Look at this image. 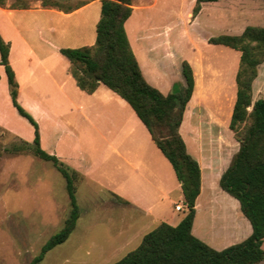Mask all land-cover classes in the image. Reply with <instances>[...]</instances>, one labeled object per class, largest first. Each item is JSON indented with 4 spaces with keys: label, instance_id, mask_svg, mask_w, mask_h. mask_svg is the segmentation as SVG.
Segmentation results:
<instances>
[{
    "label": "rangeland",
    "instance_id": "obj_1",
    "mask_svg": "<svg viewBox=\"0 0 264 264\" xmlns=\"http://www.w3.org/2000/svg\"><path fill=\"white\" fill-rule=\"evenodd\" d=\"M88 1L5 0V4L19 8L42 5L70 11ZM146 1L148 0H133V4L141 6ZM149 1L153 3L154 0ZM189 3L193 4V1L160 0L151 11H135L128 27H139L140 16L149 15L161 24L162 29L172 27L166 32L163 29L162 34L169 36L173 42L172 49L176 59L169 65L174 73L173 79L175 73H180V60L189 61L192 54L201 52L206 65L211 66L208 70L210 78L203 93L208 102V110L213 116L229 119L234 95L233 82L235 96L237 92L236 73H233L234 60L237 58L239 68L241 53L225 46L209 44L208 38L240 35L247 26L264 27V0H221L205 3L198 22L191 25L180 23L179 29L182 31L179 32V29L175 28V21L188 19ZM94 10H97L98 14L101 13L99 3L93 6L92 11ZM12 18L18 29L26 36L28 31H25V25L28 21L38 23L44 20L55 24L57 28L62 26L64 28V25L70 28L84 16L64 19L32 9L29 12L15 14ZM2 24L0 28L3 39L7 42L12 37L15 53L19 49L22 50V42L13 32L7 33ZM42 33L46 41L39 40L40 34L37 33L35 40H31L30 44L36 50L48 52L49 55H56V48L91 46L96 41V29L93 31L87 29L83 37L72 34L66 39L62 36L59 38V33L53 35L47 30ZM31 34L34 35L33 32ZM189 36L195 39L196 46L192 47L193 51L187 39ZM61 57L69 64L67 58ZM38 85L41 87L36 91L39 105L29 104L27 99L22 106L34 117L39 126L43 150L56 155L65 168L79 171V174L85 172V167L91 169L89 179L81 175L74 178L81 210L75 231L65 243L52 249L40 264H114L135 250L143 237L153 231L159 223L137 208L126 207L122 199L112 197L111 191L114 187L109 185L106 172L113 171L114 166L109 169L107 163V137L100 136L89 123L81 121V117L76 114V108L81 107L90 96L79 89L77 91L82 96L68 90L69 99H66L65 91L58 85H45L47 87L40 83ZM102 87L107 89L105 86ZM180 88V83L176 82L174 91L177 92ZM258 99H264V63L259 67L258 77L253 83V102ZM127 107L139 129H145L132 108ZM0 114L7 119L13 131L11 133L0 127V264H30L33 258L40 254L43 245L63 228L69 216L71 205L67 182L52 162L40 159L29 149L27 143L33 142L35 129L26 118L19 115L11 100L7 102L4 97H0ZM221 128L225 135L232 133L228 125ZM155 151L175 177L170 163L158 148L155 147ZM209 187L216 193L215 198L218 193H224L219 181ZM204 190L200 200L202 205L200 224L204 218L206 219L208 210L207 181H204ZM220 203V200L215 202L214 210L209 209L210 215L207 216L208 226L215 224L218 245L225 244L223 237L235 234L230 229H240L235 228L231 214L224 210V207H220ZM184 209L187 212V208ZM172 210L175 211L173 205ZM176 215L182 217L184 214L176 212ZM235 236L240 238L243 233ZM262 247L264 249V243ZM259 264H264V260Z\"/></svg>",
    "mask_w": 264,
    "mask_h": 264
},
{
    "label": "trees",
    "instance_id": "obj_2",
    "mask_svg": "<svg viewBox=\"0 0 264 264\" xmlns=\"http://www.w3.org/2000/svg\"><path fill=\"white\" fill-rule=\"evenodd\" d=\"M100 1L101 16L96 27L95 44L62 48L60 53L69 60L70 72L82 91L93 94L103 84L131 106L172 165L181 183L187 208L185 217L177 226L161 223L143 237L135 250L114 264L261 263L264 260V99L253 102V83L264 63V27L247 26L240 35L208 38L209 44L222 45L241 53L236 76L237 96L230 121V129L240 143V149L222 174L219 186L239 201L241 212L252 226V234L243 242L218 251L193 234L202 174L200 164L189 154L180 133L194 92L193 68L189 62L183 61L184 85L177 92L162 94L146 80L126 32L125 24L134 10L133 0ZM218 1L221 0H196L193 16L200 13L203 3ZM5 3V0H0V6L5 7ZM10 49V43L0 33V65L6 71L12 104L35 129L34 140L27 146L40 159L52 162L64 176L71 205L63 228L30 262L40 264L52 249L65 243L77 227L81 210L74 178L83 175L65 168L56 155L43 150L38 124L19 102V84L10 64Z\"/></svg>",
    "mask_w": 264,
    "mask_h": 264
},
{
    "label": "crops",
    "instance_id": "obj_3",
    "mask_svg": "<svg viewBox=\"0 0 264 264\" xmlns=\"http://www.w3.org/2000/svg\"><path fill=\"white\" fill-rule=\"evenodd\" d=\"M159 1L154 0L153 3H150L148 0L141 6H134L133 14L135 11H151L157 6ZM192 1L193 4L189 3L188 6V19H177L175 21V28L179 29L180 23L191 25L193 22L194 24L198 22L205 3L202 4L200 13L193 18L194 2L196 4V0ZM98 3L101 6L100 0H89L69 13L61 8L44 7L42 5L26 8H12L9 5L5 7L0 6V24H4L3 27L7 33L10 32L11 34L13 32L23 45V49H19L15 53L12 37L10 36L11 38L7 41L11 45L9 59L19 84V102L21 105L27 99L30 102L29 104L39 105L38 94L36 93L41 88L38 85L39 83L43 86L58 85L61 90L65 91L64 95L66 99H69L68 90L70 93L82 96L78 93L77 90L81 89L70 72V62L68 64L61 57L63 56L60 53V49L62 48H56V55H49L48 52L36 50L30 44V41L34 39L37 33L40 34L39 40L46 41L42 33L46 30L53 35L59 33V38L62 36L63 39L72 34L83 37L87 29L93 31L97 27L101 13L98 14L97 10L92 11V8ZM32 9H36L39 13L46 15L61 16L64 19H73L78 16H84V18L79 19L70 28L65 27V25L64 28L63 26L57 28L55 24L44 20L38 23L28 21L25 25V31L28 32L24 36L14 23L12 17L15 14L29 12ZM130 18L125 24L126 32L142 72L152 86L156 87L162 94L168 95L174 91L176 82H179L181 87L184 85L182 76L183 61L189 62L194 71V92L187 105L180 127V133L186 143L187 150L200 164L202 174L201 193L196 202V218L193 225V234L218 251L241 243L252 234V226L243 213L240 212L239 201L225 191H223L224 193H218L217 198H215L216 193H213L209 187V185L213 186L217 181H220L222 174L229 167L234 155L240 149V143L234 139L233 132L225 135V132L220 130L222 129L221 126L226 127V125L230 129L231 116L237 96V92L235 96L234 82L232 112L231 114L229 113L230 118L224 120L218 116L211 115L208 110L206 96L203 94L205 93L204 88L207 87L210 78L208 70L211 66L206 65L205 57L202 53L192 54L189 61L180 60V73H175L173 79L172 75L174 73H172L169 67L171 61L176 59V55L172 49L173 42L169 36L162 34L163 29L166 32L172 29V27L169 28L167 26L162 29L161 24L152 15H149L140 16L141 23L139 27L129 28ZM178 31L181 32L182 29ZM32 32L34 35L31 34ZM0 33L3 37L1 28ZM187 39H189L191 50L193 51L192 47L196 46L195 39L191 36L187 37ZM234 61L235 68L233 73H236L237 76V69H239L237 58ZM102 86L105 85L100 84L93 94H88L81 90L88 94L90 98L81 107L76 108V114L81 117V121L89 123L100 136L103 138L104 136L105 138L107 137V163L109 169H111L112 165L114 166H112L113 171L108 170L106 172L109 185L114 187L113 191H111L112 197L122 199L126 207L139 209L146 216L151 217L152 220L159 223L158 226L161 223L177 226L186 215L181 183L178 181L176 174L173 177L168 165L157 155L155 147H158L152 140L147 128L139 129V125L135 120L133 121L132 112L127 107L130 105L108 87L105 86L107 88L105 89ZM0 97H4L7 102L11 100L6 71L2 65H0ZM9 126L10 124L7 119L0 114V127L13 133L12 128ZM161 154L163 155L162 152ZM164 158L167 160L165 156ZM80 173L89 179L91 169L90 167H85V172ZM204 181H207V189L209 191L207 192L208 210H214L215 202L220 200V207H224V210L231 214L235 228H240L230 230L235 232V234L243 233L242 237L238 238L239 236H235L232 233L229 237H223L226 241L225 244L218 245L219 240L217 241L218 235L215 231V224L213 223L208 226L207 216L210 215V211L208 210L206 219L204 218V221L200 224L199 216L202 208L200 200L205 192ZM172 205L175 211H171ZM177 205L183 208L182 211L176 210ZM176 212H183L184 215L179 217L176 215Z\"/></svg>",
    "mask_w": 264,
    "mask_h": 264
},
{
    "label": "built area",
    "instance_id": "obj_4",
    "mask_svg": "<svg viewBox=\"0 0 264 264\" xmlns=\"http://www.w3.org/2000/svg\"><path fill=\"white\" fill-rule=\"evenodd\" d=\"M176 210H177V211H182V207H181L180 205H177V206H176Z\"/></svg>",
    "mask_w": 264,
    "mask_h": 264
},
{
    "label": "bare ground",
    "instance_id": "obj_5",
    "mask_svg": "<svg viewBox=\"0 0 264 264\" xmlns=\"http://www.w3.org/2000/svg\"><path fill=\"white\" fill-rule=\"evenodd\" d=\"M218 211H219V210H218ZM218 211H217V212H218ZM216 216H217V215H216ZM220 217H221V216H220ZM227 217H228V216H227ZM223 224H225V223H223ZM225 225H226V224H225Z\"/></svg>",
    "mask_w": 264,
    "mask_h": 264
}]
</instances>
